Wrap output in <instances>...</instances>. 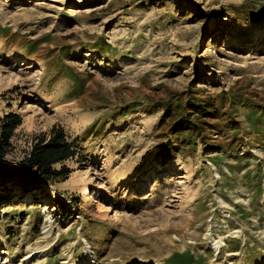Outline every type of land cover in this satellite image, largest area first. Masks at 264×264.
<instances>
[{"label": "rangeland", "instance_id": "rangeland-1", "mask_svg": "<svg viewBox=\"0 0 264 264\" xmlns=\"http://www.w3.org/2000/svg\"><path fill=\"white\" fill-rule=\"evenodd\" d=\"M8 111L0 264H264V0H0ZM54 123L68 178L18 173Z\"/></svg>", "mask_w": 264, "mask_h": 264}, {"label": "trees", "instance_id": "trees-1", "mask_svg": "<svg viewBox=\"0 0 264 264\" xmlns=\"http://www.w3.org/2000/svg\"><path fill=\"white\" fill-rule=\"evenodd\" d=\"M185 104L187 105L185 113L178 117L169 115L172 126L182 131L195 130L201 134L203 125L208 122L198 116L201 115V118L208 116L217 106L210 100L200 102L186 99ZM194 115L196 118L192 119ZM21 123L22 116L15 111H8L0 117V168L3 167V160L12 148L11 138L15 129ZM78 154L80 150L68 139L64 126L54 123L48 131H42L34 137L30 149L17 163L16 168L21 175L30 176L35 180L64 181L69 176V167L63 165L56 168L55 165Z\"/></svg>", "mask_w": 264, "mask_h": 264}, {"label": "bare ground", "instance_id": "bare-ground-1", "mask_svg": "<svg viewBox=\"0 0 264 264\" xmlns=\"http://www.w3.org/2000/svg\"><path fill=\"white\" fill-rule=\"evenodd\" d=\"M1 183V182H0ZM29 192V191H28ZM32 194V193H31ZM217 242H215L214 244H215V247H219V245L218 244H216Z\"/></svg>", "mask_w": 264, "mask_h": 264}]
</instances>
